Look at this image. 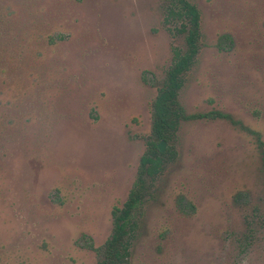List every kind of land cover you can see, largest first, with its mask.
<instances>
[{
	"label": "rangeland",
	"instance_id": "374dc122",
	"mask_svg": "<svg viewBox=\"0 0 264 264\" xmlns=\"http://www.w3.org/2000/svg\"><path fill=\"white\" fill-rule=\"evenodd\" d=\"M189 1L201 39L186 117L145 180L125 264H264V0ZM166 4L0 0V264L102 259L185 49ZM210 112L223 116L193 117Z\"/></svg>",
	"mask_w": 264,
	"mask_h": 264
},
{
	"label": "trees",
	"instance_id": "16d2710c",
	"mask_svg": "<svg viewBox=\"0 0 264 264\" xmlns=\"http://www.w3.org/2000/svg\"><path fill=\"white\" fill-rule=\"evenodd\" d=\"M166 3L164 23L167 24L170 31L184 34L185 49L173 52L165 78L157 89L152 104V129L155 140L147 142L146 154L140 158L139 162V176L127 199L121 208L115 207L112 210V232L104 242V254L97 264L126 263L137 227L136 213L144 199L145 180L154 181L162 172L167 160H172L176 155L172 142L176 137L181 120L186 117L184 108L179 101V91L182 88L185 73L194 64L199 52L201 25L199 9L191 1L166 0ZM215 115L223 116L210 112L193 115V117L213 118ZM231 122L237 123L234 120ZM252 133L256 136L264 165V141L259 133ZM160 141L165 144L170 143V145L161 150L158 147Z\"/></svg>",
	"mask_w": 264,
	"mask_h": 264
},
{
	"label": "water",
	"instance_id": "95a60500",
	"mask_svg": "<svg viewBox=\"0 0 264 264\" xmlns=\"http://www.w3.org/2000/svg\"><path fill=\"white\" fill-rule=\"evenodd\" d=\"M158 147L161 149V150H164L165 149V143L163 141H160L158 143Z\"/></svg>",
	"mask_w": 264,
	"mask_h": 264
}]
</instances>
